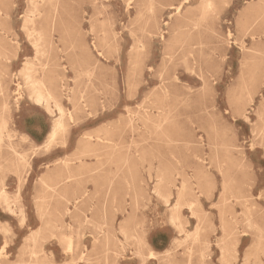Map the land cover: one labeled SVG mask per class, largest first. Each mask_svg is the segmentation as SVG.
Here are the masks:
<instances>
[{
    "label": "rangeland",
    "instance_id": "rangeland-1",
    "mask_svg": "<svg viewBox=\"0 0 264 264\" xmlns=\"http://www.w3.org/2000/svg\"><path fill=\"white\" fill-rule=\"evenodd\" d=\"M45 1L0 0V264H264V0Z\"/></svg>",
    "mask_w": 264,
    "mask_h": 264
},
{
    "label": "bare ground",
    "instance_id": "bare-ground-1",
    "mask_svg": "<svg viewBox=\"0 0 264 264\" xmlns=\"http://www.w3.org/2000/svg\"><path fill=\"white\" fill-rule=\"evenodd\" d=\"M54 1L55 0H46L44 2L46 6L42 5L43 7L41 9L40 8L38 9V6L35 7L37 9L33 11V14H34L33 25L35 27V30H34L35 37H54V33L56 32L55 31L56 29L53 25L55 22V17H54L55 8L53 7ZM57 31L60 33V37H64V35L60 32V30H57ZM253 65L250 67V70H251L250 73H253V75L252 76L248 75L247 79L248 81H251L253 84H256V82H253V81L256 80L257 77L260 78L264 75V69L261 70L262 68H264V63L263 64L253 63ZM25 66H27V70L22 73V77H23L24 83L29 89V93L31 97L36 102L40 104H44V105H47V104H50L51 102L56 101V94L55 92H53L56 89V86L54 85L56 82L55 78L54 79L50 78L51 81H49V79L46 80L47 76H45L44 74H41L38 70H34L33 68L29 70L28 68L29 63H27ZM258 72H260L262 76L260 74L258 75L257 74ZM167 93L168 91L165 90L164 96L162 97L161 101L167 100L168 98ZM157 100L158 98L154 99V101H157ZM58 110L60 113V117H58L54 122V127H53L54 131L55 130L57 131V129L61 126V124L63 123L62 120L64 119L63 116H65L64 109L62 110V108H59ZM1 139H2V135L0 134V141ZM1 199L3 201H6V195L4 193L1 194ZM8 209L13 211L11 208H8ZM198 232H199V228L196 230V233H195L196 236H198ZM35 239H36V236L33 237V240Z\"/></svg>",
    "mask_w": 264,
    "mask_h": 264
}]
</instances>
